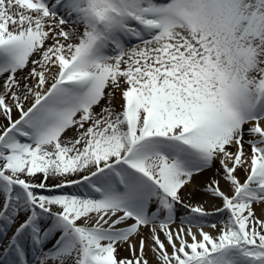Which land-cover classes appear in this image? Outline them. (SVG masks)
I'll use <instances>...</instances> for the list:
<instances>
[{
    "label": "snow or ice",
    "instance_id": "snow-or-ice-1",
    "mask_svg": "<svg viewBox=\"0 0 264 264\" xmlns=\"http://www.w3.org/2000/svg\"><path fill=\"white\" fill-rule=\"evenodd\" d=\"M0 264H264V0H0Z\"/></svg>",
    "mask_w": 264,
    "mask_h": 264
},
{
    "label": "bare ground",
    "instance_id": "bare-ground-1",
    "mask_svg": "<svg viewBox=\"0 0 264 264\" xmlns=\"http://www.w3.org/2000/svg\"><path fill=\"white\" fill-rule=\"evenodd\" d=\"M211 175H212V173L209 172V173H206L203 176L197 177L193 187L189 188V189H185L184 193H182L187 198L188 192L193 191L194 195L191 197V202L192 203H203L204 207L208 211H212L213 210V206H219L220 202L218 200L212 199L208 195H205L202 190L199 191V192H195V188L198 185L202 184L204 181H206L207 178L209 176H211ZM209 219L212 220V221H215L217 219V217H210ZM121 254L123 255L124 253L122 252Z\"/></svg>",
    "mask_w": 264,
    "mask_h": 264
},
{
    "label": "rangeland",
    "instance_id": "rangeland-1",
    "mask_svg": "<svg viewBox=\"0 0 264 264\" xmlns=\"http://www.w3.org/2000/svg\"><path fill=\"white\" fill-rule=\"evenodd\" d=\"M226 190V189H225Z\"/></svg>",
    "mask_w": 264,
    "mask_h": 264
}]
</instances>
